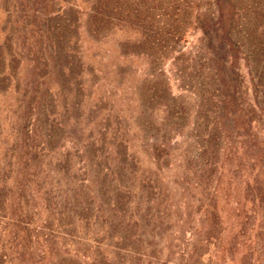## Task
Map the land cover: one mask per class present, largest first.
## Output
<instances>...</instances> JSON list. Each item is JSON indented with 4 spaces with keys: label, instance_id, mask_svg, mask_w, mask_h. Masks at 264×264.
<instances>
[{
    "label": "rangeland",
    "instance_id": "1",
    "mask_svg": "<svg viewBox=\"0 0 264 264\" xmlns=\"http://www.w3.org/2000/svg\"><path fill=\"white\" fill-rule=\"evenodd\" d=\"M64 1H47L43 10L32 0H0V41L13 31L8 9L14 25L22 24L13 31L22 51L19 87L0 92V264H63L73 249L82 261L90 255L91 264L108 254L112 264H197L208 243L210 254L220 249L221 231L220 264H264V242L255 237L264 214L254 215L244 197L259 162L264 175V132L248 124L246 95L229 105L211 102L198 117L200 67L195 75L185 60H173L176 54L162 59L134 44L122 47L133 35L99 32L85 5L82 23L71 25L72 56L44 67L28 38L40 25L37 13L80 3ZM60 21L51 23L56 35ZM188 34L191 47L200 33ZM121 138L128 141L127 162L113 145ZM156 143L165 145L161 167ZM49 193L64 207L63 219L49 221L55 233L39 228ZM213 196L219 231L204 216ZM87 197L101 206L89 224L76 215ZM21 214L29 222L24 236ZM46 244L54 247L49 259Z\"/></svg>",
    "mask_w": 264,
    "mask_h": 264
},
{
    "label": "trees",
    "instance_id": "2",
    "mask_svg": "<svg viewBox=\"0 0 264 264\" xmlns=\"http://www.w3.org/2000/svg\"><path fill=\"white\" fill-rule=\"evenodd\" d=\"M6 1L9 2V0ZM32 1H35L37 5H41L39 7L45 10L48 5L47 1L52 0ZM79 1L80 3L73 2L69 7L61 5L58 12L38 11L37 14L41 15L40 17L36 15V19L40 25L37 30L32 31V35L28 39L33 38L30 42L31 51L35 53L34 56L39 61L43 60L44 67L52 66L55 57L58 58L62 54L66 57L72 56L74 47L69 42L71 41V25L81 21V15H83L81 13L84 9L82 5H85L88 10L89 23L96 26L99 32L109 29V33L120 30L133 35V39L126 44L123 43L122 47L127 44L129 46L134 44L139 48L138 50L135 49L137 52L151 50L153 53L161 55L162 59L168 58L170 54H176L173 60L176 62L185 60L189 64L190 71L195 75L200 73V67L201 76L205 77V81L194 87L197 90L195 92L197 101L194 112L198 117L199 115H205L204 110L211 102L218 101L217 104L224 102L229 105L239 94L246 95L242 106L247 105L249 108L247 110L245 108V111H248L246 113L248 124L252 129L264 132V0ZM66 2L67 0L64 1V3ZM7 11L9 14L8 22L10 21L12 24L13 31L18 33L22 24L15 26L14 20L11 21L13 11H9V9ZM57 19H61L56 26L57 31L61 30L58 35L54 31L55 28L53 30L51 26V23ZM61 22L64 23L60 25ZM43 25H48V29L41 28ZM192 28L194 32L200 33V38L193 46L189 47L188 33ZM13 31L6 33L5 40L0 41V92L19 87L18 75L22 62V51L17 46ZM48 50L51 51V57ZM250 91L252 99L249 101L247 96H249ZM223 94L225 95L224 101L219 97ZM165 111L169 112L171 117L174 116L169 106L165 107ZM127 142L126 139L121 138L120 140L115 139L113 143L116 154L121 156L123 162L128 161L129 147ZM163 148H165L164 144L156 143L153 145L155 158L160 167L162 166L160 160L165 151ZM260 163H257L253 168V170L258 169L257 173L249 182L247 181L248 183H245L244 196L252 203V211L257 216L261 211L264 214V175H262L261 168H258ZM23 164L26 163L23 162ZM57 189V186H53L51 191ZM215 198L213 196L212 201L207 203L204 216L207 219H213V225L219 231L220 226L218 225L221 224L222 220L217 211L218 206L215 203ZM76 200L79 201V197ZM95 201L96 199L93 197H87L84 202H80L82 207H77L80 212L76 213L80 222H84L83 219H86L87 224H89L94 217L99 216L101 206L93 205ZM43 204L45 205L46 214L39 228L55 233L56 231L51 227L52 224L49 221L56 215L59 217V221L63 219V203L49 193L47 197L44 196ZM23 216L21 214L20 219L17 221L22 223V236L27 234L26 225L29 224L25 221L26 218L23 219ZM258 230L259 233L255 237H257V240L260 239L264 242V226H260ZM57 233L66 235L64 231ZM67 236L71 237V235ZM19 237L21 238V236ZM217 240H219L220 249L216 246L215 251L210 254L208 250L212 243H208L206 253L195 256L197 264H203L204 260L210 264H220L222 262V256L226 250V245H222L224 241L222 231L218 233ZM206 241L209 242V240ZM45 248L47 258L53 257L54 247L46 244ZM89 248L91 250L95 248V245ZM75 251L73 249L63 257L59 255L61 263H92L90 255L85 261H82ZM96 258L95 255L93 261H97ZM102 263L112 264L111 255L108 254Z\"/></svg>",
    "mask_w": 264,
    "mask_h": 264
}]
</instances>
